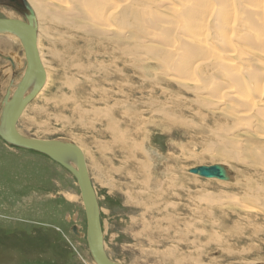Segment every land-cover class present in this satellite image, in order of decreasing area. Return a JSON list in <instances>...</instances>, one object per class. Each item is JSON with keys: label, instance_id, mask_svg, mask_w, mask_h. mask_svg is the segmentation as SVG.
Segmentation results:
<instances>
[{"label": "rangeland", "instance_id": "obj_1", "mask_svg": "<svg viewBox=\"0 0 264 264\" xmlns=\"http://www.w3.org/2000/svg\"><path fill=\"white\" fill-rule=\"evenodd\" d=\"M36 2L65 22L0 0L33 9L47 74L17 129L82 149L108 257L264 264V0ZM0 43V264H96L74 176L2 138L27 62ZM215 165L227 180L191 173Z\"/></svg>", "mask_w": 264, "mask_h": 264}, {"label": "water", "instance_id": "obj_2", "mask_svg": "<svg viewBox=\"0 0 264 264\" xmlns=\"http://www.w3.org/2000/svg\"><path fill=\"white\" fill-rule=\"evenodd\" d=\"M32 20V13L28 18V21H30L29 23L17 20L0 19V32H9L17 35L24 44L25 53L28 58L27 67L20 81V85L11 98L12 102H8L7 109L4 111V114L7 115L9 106H12L8 115L7 132L4 133L2 138L11 145L48 156L50 159L60 163L76 177L86 206L89 227L88 240L92 257L98 264H115L108 260L104 251L99 214L97 215L95 212L96 197L92 184L84 173L85 163L80 149L73 143L66 141L23 138L17 132L16 126L21 112L28 106L30 101L38 95L46 80V73L40 61L39 52L36 47V33L32 27ZM35 77L39 78L38 87L34 88L29 95H26L27 89L30 87L31 82ZM4 124H6L5 119ZM67 153L75 155L79 172H76L75 169L70 168L60 160V157ZM191 173L197 174L206 179L227 180V176L229 178L225 167L219 165L195 168ZM83 184L86 190L83 188Z\"/></svg>", "mask_w": 264, "mask_h": 264}, {"label": "bare ground", "instance_id": "obj_3", "mask_svg": "<svg viewBox=\"0 0 264 264\" xmlns=\"http://www.w3.org/2000/svg\"><path fill=\"white\" fill-rule=\"evenodd\" d=\"M58 0H56V2H57ZM29 2L31 3V5L33 6V8L35 9V11L38 13V16L39 17H42V18H44L45 20H50V21H55V20H59V21H62V22H65L64 20H62V18H63V16H61L59 13L58 14H55V16L54 15H52V14H50L49 12H46V8H44V9H42V8H40L39 7V5L41 4H39V3H37L36 2V0H29ZM59 2H60V0H59ZM59 4V3H58ZM26 6H28L27 4H26ZM118 6L117 5H113V8L114 9H116ZM28 8L30 9V11H29V15L27 16V22L29 23L30 21H28V18L31 16V13H32V15H33V20H32V27H33V29L35 30V33H36V47H37V50H38V52H39V58H40V61H41V63H42V65H43V68H44V70H45V73H46V69H45V65H44V63H43V60H42V58H41V53H40V47H39V37H38V35H37V28H36V26H37V23H36V19H35V14H34V11H33V9L31 8V6H28ZM264 8V7H263ZM108 9V8H107ZM108 11H110V10H108ZM35 12V13H36ZM100 12V11H99ZM113 12V11H112ZM108 13V12H107ZM56 15H57V17H56ZM107 16V15H106ZM7 20H17V21H22V20H18V19H7ZM23 22V21H22ZM209 34V33H208ZM0 35H11V36H14V37H16L18 40H19V42L21 43V45L23 46V48H24V44H23V42H22V40L17 36V35H15V34H12V33H9V32H0ZM7 38V37H6ZM3 40V39H2ZM4 41V43L6 42H8L7 41V39L6 40H3ZM203 43V42H202ZM1 44V43H0ZM233 46V45H232ZM24 53H25V49H24ZM236 53V52H235ZM227 58H228V56H227ZM25 59H26V62H28V58H27V56H26V53H25ZM224 60V59H223ZM222 60V61H223ZM26 67H27V64H26ZM188 67V66H187ZM233 67V66H232ZM239 70V69H238ZM192 75V74H191ZM190 75V76H191ZM245 78V77H244ZM46 79H47V74H46ZM38 80H39V78L38 77H35L33 80H32V82H31V85H30V87L27 89V94L26 95H29L33 90H34V88H37L38 87V84H39V82H38ZM45 82H46V80H45ZM46 84V83H45ZM45 84L43 85V87L40 89V91H39V93L42 91V89L44 88V86H45ZM19 85H20V81L19 82H17L15 85H13V86H15V89H12V92H11V94H12V96H13V94L16 92V90L18 89V87H19ZM240 87V86H239ZM38 93V94H39ZM12 96H11V98H12ZM38 96V95H37ZM36 96V97H37ZM247 96V95H246ZM35 97V98H36ZM34 98V99H35ZM33 99V100H34ZM245 99H246V97H245ZM12 99H10L9 100V102H12L11 101ZM33 100H31V101H33ZM31 101H30V103H31ZM254 103H251L253 106H254V108H256V106L258 105L255 101H253ZM29 103V104H30ZM9 103H7L6 104V106H5V108H4V111L7 109V105H8ZM29 104H28V106H29ZM27 106V107H28ZM251 106V105H250ZM262 106V105H261ZM11 107L12 106H9V108H8V110H7V112H8V114L6 115V114H4V119H5V132H7V121H8V115H9V113H10V110H11ZM27 107L21 112V114H20V116H19V120L21 119V117L23 116V114H24V112H25V110L27 109ZM19 120H18V122H19ZM18 122H17V124H18ZM16 128H17V126H16ZM17 132L19 133V131H18V129H17ZM19 135L21 136V137H23V138H26L25 136H23L21 133H19ZM75 145V144H74ZM77 146V145H76ZM79 149H80V151H81V153H82V155H83V159H84V163H85V168H84V173L86 174V176H87V178L90 180V183L92 184V181H91V178H90V175H89V171H88V168H87V164H86V160H85V156H84V153H83V151H82V149L79 147V146H77ZM60 160L62 161V162H64V164L65 165H67V166H69L70 168H72V169H75L76 170V172H79L78 171V165H77V159H76V157H75V155L74 154H72V153H67V154H64V155H62L61 157H60ZM227 172V171H226ZM71 173V172H70ZM72 174V173H71ZM73 175V174H72ZM194 175H197V174H194ZM74 176V175H73ZM74 178L76 179V177L74 176ZM77 181V180H76ZM77 184H78V182H77ZM78 186H79V184H78ZM92 187H93V184H92ZM83 188L86 190V188H85V186H84V184H83ZM79 189H80V192H81V188H80V186H79ZM93 191H94V188H93ZM94 194H95V191H94ZM95 197H96V194H95ZM81 198H82V202H83V205H84V209H85V214H86V206H85V203H84V199H83V196H82V192H81ZM95 212H96V214L98 215L99 214V220H100V210H99V205H98V201H97V198H96V205H95ZM86 218H87V215H86ZM100 223H101V221H100ZM102 227V226H101ZM88 230H89V227H88V221H87V236H88ZM101 232H102V236H103V231H102V228H101ZM91 241V240H90ZM103 246H104V236H103ZM104 251H105V247H104ZM105 254H106V256H107V258H108V260L109 261H111V262H113V263H115L116 264V262H114V261H112L109 257H108V255H107V253H106V251H105ZM92 255V254H91ZM93 258V257H92ZM93 260H94V262L96 263V264H98L97 263V261L93 258ZM117 264H119V263H117ZM259 264H261V263H259Z\"/></svg>", "mask_w": 264, "mask_h": 264}, {"label": "flooded vegetation", "instance_id": "obj_4", "mask_svg": "<svg viewBox=\"0 0 264 264\" xmlns=\"http://www.w3.org/2000/svg\"><path fill=\"white\" fill-rule=\"evenodd\" d=\"M12 19H13V18H12ZM14 19H16V18H14ZM17 19H18V20H22L23 22H27V18H26V19H25V18L22 19V18L19 17V18H17ZM11 58H12V57H11ZM11 58H9L10 61H8L10 64H11V60L13 59V58H12V59H11ZM11 66H13V65L11 64Z\"/></svg>", "mask_w": 264, "mask_h": 264}]
</instances>
